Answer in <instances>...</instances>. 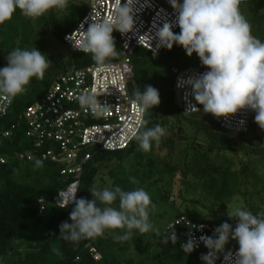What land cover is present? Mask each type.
<instances>
[{
	"label": "trees",
	"instance_id": "16d2710c",
	"mask_svg": "<svg viewBox=\"0 0 264 264\" xmlns=\"http://www.w3.org/2000/svg\"><path fill=\"white\" fill-rule=\"evenodd\" d=\"M253 7L256 11L263 9L264 0H253ZM59 13L53 8L37 18V33H44L38 30L40 27H48L52 35L63 42V36L84 15L85 7L68 4ZM14 16H21L30 23L19 9ZM112 35L120 55L117 34L113 31ZM27 47L18 34L10 35L0 24V68L7 66L6 57L11 51ZM162 53L175 56L172 49ZM119 55L105 63L115 61ZM150 55L153 54L144 49H136L131 55L134 72L129 92L132 96L136 90L143 91L151 85L158 90L159 97L164 96L161 105L148 110L145 119L149 120L148 128L159 124L166 135L159 142L152 141L148 152L143 151L135 139L124 149L114 152L84 149L83 153L88 152L91 159L82 165L77 199H87L100 164L110 189L115 186L125 191L145 188L158 185L162 177H168L176 195L175 198L168 196L167 201L173 203L177 198L179 206L189 211L188 215L179 212L173 219L185 215L193 222L217 227L227 222L235 228L236 219L228 216L233 213L230 211L232 206L254 215L264 211V130L254 122L255 112L246 134L220 128L203 111L183 113L174 103L173 84L164 89L161 76L149 69ZM72 63L76 67L97 64L91 55H79ZM196 68L208 70L200 60ZM64 71L62 69L59 74ZM52 81L53 78L37 80L33 77L26 86L27 91L17 95L5 115L0 116V129L14 126L8 138L3 139L0 135V155L6 157V162L0 164V264H156L158 261L160 264H196L193 256L182 250L180 236L175 244L169 241L160 248L154 243L140 247L138 243L120 242L102 235L79 242L66 241L60 236L59 226L65 221L71 223L69 214L75 205L61 208L54 205L52 199L59 190L72 183V176L61 175L63 166L49 161H42L43 166L37 167L38 155L31 161L15 157L34 152V144L25 135V123L19 115L27 105L43 96ZM47 147L49 143H44L40 151ZM131 178L138 183H132ZM40 199L45 203L42 214H38ZM46 211L47 220L37 232V221ZM202 214L205 219H201ZM31 230L33 233L30 234ZM166 234L169 232L164 230L158 239ZM237 246L238 243L230 239L225 251ZM53 249H58L59 254ZM132 253L135 255L130 257ZM95 255L97 260H94Z\"/></svg>",
	"mask_w": 264,
	"mask_h": 264
},
{
	"label": "clouds",
	"instance_id": "9594fccd",
	"mask_svg": "<svg viewBox=\"0 0 264 264\" xmlns=\"http://www.w3.org/2000/svg\"><path fill=\"white\" fill-rule=\"evenodd\" d=\"M135 2L125 0L122 4L121 0H115L109 19H92L86 30L82 22L77 30L80 39L73 46L80 52L90 53L100 66H104L109 58H116L119 51L115 47L112 33L116 30L126 34L133 30ZM242 2L182 0L181 3L180 0H169L176 15L171 21L165 18L162 27L157 29L156 50L151 48L152 37L147 34L144 36L153 56L160 47L170 50L176 44L183 47L189 57L196 53L201 64L209 69L199 75L178 78L177 83L178 87L191 89L190 95L197 104L203 106L205 114L227 118L239 110L249 109L255 112L254 122L264 130V41L252 34V25L240 9ZM67 7V0H0V24L10 20L16 9L25 17L36 19L53 8ZM176 26L180 29L178 34L172 31ZM6 60L7 66L0 68V96L8 103L27 91L26 86L33 77L42 80L51 63L35 47L32 50L16 48L8 54ZM98 96L86 92L77 99L80 105L90 108L94 114H106L111 106L107 102L101 104ZM187 96L188 93H185L186 100ZM130 102L138 109L141 118L138 126L130 130L128 139H135L139 147L148 152L152 141L159 142L166 135L165 129L159 124L148 128L149 120L143 118L148 110L159 105V92L147 85L143 91L136 90ZM193 111L201 110L189 101L185 112ZM35 165L42 167V160L37 159ZM131 182L138 183L135 178H131ZM90 192L92 200L77 199L74 193L61 206L63 208L69 203L75 205L69 214L71 223L65 221L59 226L60 236L64 240L79 242L81 239L100 236L106 229H125L117 239L127 241L134 237L133 230L141 235L156 231L149 220L150 210L155 205L143 188L125 191L115 186ZM117 199L118 209L112 207ZM228 216L236 219L235 228L224 222L215 228L212 236L199 237V242L209 250L201 255L204 264H216L219 254H223L224 264H264V211L254 215L251 211L237 208ZM175 224L171 225L170 233L161 239V243L177 242ZM230 239L239 245L235 253L231 250L225 252V245ZM196 247L198 243L191 234L181 244L186 254H190ZM53 252L59 254L58 249H53Z\"/></svg>",
	"mask_w": 264,
	"mask_h": 264
},
{
	"label": "built area",
	"instance_id": "2783aa9c",
	"mask_svg": "<svg viewBox=\"0 0 264 264\" xmlns=\"http://www.w3.org/2000/svg\"><path fill=\"white\" fill-rule=\"evenodd\" d=\"M75 1L85 7V13L75 27L63 36L62 41L69 46L71 53L90 56V53L80 52L73 46L80 39V33L77 30L82 22L86 30L92 23V19L94 21L109 19L115 0ZM124 2L125 0H121L122 4ZM180 2L182 3V0ZM175 15L169 0H136L133 12V30L126 34L114 30L121 46V54L115 61L105 63L104 66L90 64L76 67L72 63L70 68L53 79L41 98L27 105L19 115L25 123V135L34 144V152L31 154L30 152L20 153L15 157L19 160L31 161L38 155L42 161L62 165L61 175H70L73 178L72 183L59 190L53 197L54 205L61 207L71 198L72 194L75 193L77 196L82 165L91 159L88 152L83 153L84 149L94 148L98 151L114 152L124 149L133 140H129L128 135L133 127L138 126V120L141 117L138 109L130 102L132 96L129 92V83L134 72L131 55L136 49H144L153 54V51L148 48V42L144 35L152 37L151 48L156 50L155 33L157 29L162 27L165 18L171 21ZM178 30V26L172 28L174 33ZM165 49L160 47L157 54L162 53ZM208 70L171 68L172 75L175 77L172 87L174 103L183 113L197 112H185L189 101L201 111H203V106L195 102L190 95V88L177 86L178 78L199 75ZM86 92L100 95L98 100L101 104L107 102L111 106L110 110L106 114L96 115L90 108L80 105L77 97ZM185 93H188L187 100ZM9 106L10 103L0 96V116L5 115ZM253 115L254 111L249 109L239 110L227 118H217L206 113V116L220 128L235 134H246L249 131ZM143 118L145 119V116ZM13 127L0 129L1 137L8 138ZM44 143H49V147L40 151ZM5 162L6 157L0 155V164ZM72 204L74 203H69L63 208H69ZM44 211L45 203L40 199L38 200V214H42ZM172 224H175L176 235L181 237V244L188 240L190 234L195 238L198 247L194 248L190 254L196 264H204L201 255L206 254L209 250L202 242H199V237L201 235L212 236L217 226L193 222L185 215H179L170 221L164 230L170 233ZM238 247L231 251L235 253ZM97 259L98 256L95 255L94 260ZM216 264H224L223 254H219Z\"/></svg>",
	"mask_w": 264,
	"mask_h": 264
},
{
	"label": "rangeland",
	"instance_id": "374dc122",
	"mask_svg": "<svg viewBox=\"0 0 264 264\" xmlns=\"http://www.w3.org/2000/svg\"><path fill=\"white\" fill-rule=\"evenodd\" d=\"M68 4L81 5L78 1L67 0ZM241 12L246 16L249 22L252 25V34L258 37L261 41H264V8L256 11L253 7V0H243L240 5ZM58 12L64 11V9H57ZM15 12V11H14ZM59 13V15H60ZM21 17V16H20ZM20 17L14 16L3 23L4 27L7 29L10 35L18 34L20 39H22L27 44V50H32L34 47L39 50L42 54H45L49 61L51 62L48 69L45 71L44 78L54 79L59 72L63 69L66 70L71 67L72 59L75 60L79 58L78 54H72L69 46L56 39L51 31L47 29L48 27H40L38 30H43L44 33L41 35L37 33V18L32 19L28 18L30 23H27V20ZM180 32V31H179ZM178 32V33H179ZM177 33V34H178ZM175 51V56L170 57L164 53L158 55H150L152 61L149 64V69L163 79L162 85L164 89L167 86H171L174 82L175 77L172 75L171 68L175 67L179 70L183 69H197L198 57L195 53L191 57L187 56L183 47L174 44L171 48ZM72 58V59H71ZM173 87V86H171ZM164 99V96H160V103ZM98 176L96 177L94 183L88 191L87 199L92 200L93 196L90 191L92 190H103L104 188H109L106 184V178L103 177L102 165H98ZM179 185V182L177 186ZM150 195L152 203L155 205V208L150 210L149 220L153 225L156 231H150L145 234H139L136 230H133L134 237L127 241L120 242H130L132 244L138 243L140 247H145L150 243H154L156 248L165 246L161 243V240L158 239V236L164 231L165 226L173 220L177 213L189 214V211L184 210L179 206V200L176 198L173 203L167 201L168 196L176 195V190L172 188L170 182H168V177H162L158 185H150L143 188ZM99 204V202H98ZM104 207V205H99ZM114 208H119V200L112 205ZM236 208L232 206L230 208L231 212H234ZM48 212L42 216L37 221V232L43 227L47 220ZM205 219L204 214L202 218ZM33 230L30 231V234L33 233ZM126 230L125 229H106L102 236L112 238L117 240L119 235H122ZM135 254H129L130 257H133ZM160 264V261L156 262Z\"/></svg>",
	"mask_w": 264,
	"mask_h": 264
}]
</instances>
